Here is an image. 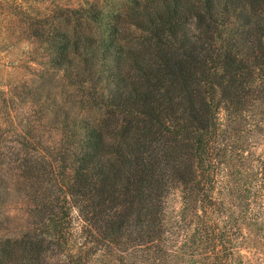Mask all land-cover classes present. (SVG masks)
Wrapping results in <instances>:
<instances>
[{
	"label": "trees",
	"instance_id": "16d2710c",
	"mask_svg": "<svg viewBox=\"0 0 264 264\" xmlns=\"http://www.w3.org/2000/svg\"><path fill=\"white\" fill-rule=\"evenodd\" d=\"M50 14L33 36L67 98L46 92L0 135L34 205L32 228L0 233V264H247L246 228L264 230V0Z\"/></svg>",
	"mask_w": 264,
	"mask_h": 264
},
{
	"label": "rangeland",
	"instance_id": "374dc122",
	"mask_svg": "<svg viewBox=\"0 0 264 264\" xmlns=\"http://www.w3.org/2000/svg\"><path fill=\"white\" fill-rule=\"evenodd\" d=\"M80 2L82 0H0V135L8 140L14 139L12 121L18 123L25 112L43 109L45 102L40 96L51 91L56 101L66 100L65 89L57 87L60 74L43 77L49 69L43 51L46 43L41 42L43 38H34L33 32L45 25L53 30L56 21L48 20V15L58 5L76 6ZM12 106L14 108L9 110ZM0 177V220L4 223L0 233L10 235L32 228L33 218L29 212L34 205L29 191L7 166L0 165ZM179 208L176 198L170 210ZM245 233L253 240L245 248V263L264 264V230L253 226L246 228Z\"/></svg>",
	"mask_w": 264,
	"mask_h": 264
}]
</instances>
